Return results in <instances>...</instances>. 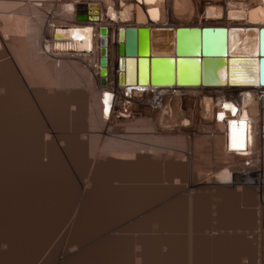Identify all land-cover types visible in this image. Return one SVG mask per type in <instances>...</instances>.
<instances>
[{
  "label": "bare ground",
  "instance_id": "1",
  "mask_svg": "<svg viewBox=\"0 0 264 264\" xmlns=\"http://www.w3.org/2000/svg\"><path fill=\"white\" fill-rule=\"evenodd\" d=\"M102 26L107 29V85L103 88L98 84L99 29ZM206 27L235 28V35L231 38L233 49L239 47L250 54L256 47L257 38H251L253 32L249 28L264 27V0H0V108L4 110V113H0V125L4 132L7 128H13L16 132L0 134V159H33L37 152H41L45 159L53 144L54 132L46 127L35 129L31 126L30 112L36 108L37 95L40 100L36 105L39 110L44 109L45 114L50 103L73 107L87 95L97 97V100L91 98L92 101L86 98L92 129V135L88 137V155L93 176V182L86 185L91 186L92 194L100 187L101 182L97 178L100 177L99 170L104 161L112 162L114 155L118 172L131 167L133 161L130 158L127 157L125 161L117 158L122 157L118 154L125 151L132 139L147 140L150 137L148 140L158 141L188 138L187 131L194 128L197 129L192 136H199L204 125L202 123L221 119L223 114L224 120L249 122L247 125H251L250 139L255 141L256 149L253 152L248 150L240 157L241 167L246 172L239 174V177L244 183L260 189V201L264 204V166L262 158L257 156L264 148V134H261L264 130V86L258 83H234L232 62L228 71L223 69L218 73L224 80V86L175 83L176 57H198L200 52L199 32H180L179 49L174 55L175 30L197 28L200 31ZM138 28L150 30L149 57L172 58H153L151 81L145 85L136 84L134 60L128 61L126 78L129 83L123 81L120 85L118 75L122 68L118 64L117 52L119 30L122 29L124 33L125 57L132 58L137 57ZM85 29L90 31L86 33ZM250 60L256 62L257 69V58L240 61ZM255 69L246 73L247 79L257 78ZM160 71L163 77L158 79ZM195 71L198 77V65ZM25 83L27 88H24ZM225 105L230 107L226 108ZM116 108L123 114V120L116 117ZM74 115L69 119H75ZM99 116H106V120L102 121H105L103 130L99 126ZM43 120L48 119L43 116ZM122 123L127 125L126 131L113 132L115 124ZM98 129L99 137H107L105 142L93 141L95 134L92 131ZM85 139L87 141V137ZM254 157L255 165H252ZM233 174L235 172H231V182L235 179ZM115 177L116 174H111L108 184L119 195L124 194L123 199L133 195L137 205L147 203V186L136 185L140 180H128L126 175L118 176L119 179ZM170 185L171 182L163 181L161 192L152 197L151 202L158 201L160 197L162 209L168 210L182 197L191 205V190L181 196L173 195L167 191ZM187 185L191 187V182ZM156 216L159 215L155 213L153 218L150 217L153 221L149 222L157 221ZM79 226L80 222H68L65 239L54 250L50 248V243L34 235L21 239L20 234L11 238L5 235L0 240L5 248H0L2 252L6 250L3 253L10 254L8 257L11 260L4 254L6 258H2V262L7 259L8 262L15 261L14 264H87L91 255L93 264H191V238L171 241L164 236H148L144 233L149 231L146 225L147 231L137 225L133 227L134 232L116 229L108 236L82 241L76 238ZM24 228L25 225L19 230ZM208 233L214 236L221 232L214 230ZM26 247L31 251L37 247L38 252L33 250L35 254L32 255L30 250H25L29 253L26 254ZM100 252H107L108 257ZM181 252L184 255H179ZM181 256H187L188 260L178 262L177 257Z\"/></svg>",
  "mask_w": 264,
  "mask_h": 264
},
{
  "label": "rangeland",
  "instance_id": "2",
  "mask_svg": "<svg viewBox=\"0 0 264 264\" xmlns=\"http://www.w3.org/2000/svg\"><path fill=\"white\" fill-rule=\"evenodd\" d=\"M24 88H27L26 83L24 84ZM87 97L83 98L82 101L73 107L50 103L49 108L45 110L47 112L45 114L44 109H42L43 112L38 109L36 104L40 100V96H36V108L31 109L32 113L30 112L31 126L35 129L46 127L48 131L54 132L52 133L53 135L51 134L53 136V144L49 148V152L46 153L45 159H43L41 152H37L33 159L21 158L9 161L0 159V240L5 235L8 236L7 238H11L15 235L19 237L17 235L20 234L22 237L19 239L34 235L48 242V244L50 243V248L54 250L64 241L68 222H80L76 238L82 241L91 238L96 239L103 235L108 236V234H112L111 232L116 229L134 232L133 230L135 229L133 227L137 225L139 227L141 225V229L147 231L145 229L146 225L149 231L144 233L148 236H164L167 239H171V241H174L176 238L190 239L191 236L206 238L208 237V232L215 227L213 226V220L218 222V218L222 215L231 217L235 215L233 219H230L229 223L237 225L245 223L248 226H225L227 229L219 231H221V234H238L235 236L237 237L235 239L229 238L230 240H237L236 244L228 242L231 243L228 245L233 244V247L237 248L234 252L236 256L241 258L248 256V259L256 261L258 264H264V225L258 224V222H264V204L260 201L259 188H248L241 183L230 185L231 188H220L223 189L221 193L226 195L228 201L220 208L215 209L216 212H220V215L216 218L212 215L211 204H215L213 200L217 195H208L209 197H206L205 201L208 202L211 199L212 202L202 207H199V205L204 200L205 195L197 196L195 202L191 205L180 197L179 202L168 210L162 209L160 197L158 201L153 200L151 202L152 197L158 196L157 193L161 192L159 184L165 180V178L160 177L162 175L178 174L189 176L203 173L195 175L198 178H191L192 183L198 180H206L211 176L214 177L218 170L225 166L241 167L242 162L240 157L245 154L244 152L248 153V150L249 152H253L256 149L255 141L250 139L249 127L251 125L246 126L250 124L249 122L239 125L232 120L223 119V122L222 119H216L208 124L202 123L204 125L200 131V135L204 137L205 141L201 144L195 142L190 145V149L193 150V158H191V155L188 156V158H191V168H176L172 171H166L164 169L165 166L169 168L171 166L176 167L178 163L173 162V160L165 162L157 157H149L146 160L147 173L150 176L156 177H148L146 179L148 201L146 204L137 205L133 195L129 198L125 196L126 199H123L124 196L122 195L124 194L119 195L108 184L111 174L128 175L133 173L131 170H119L118 172L115 169V166H118V164L114 162V155L112 156V162L104 161L102 168L99 170L100 177L97 180L101 184H99L100 187L97 192L92 194L91 186L86 185V183L93 182L88 155V141L90 142V138L88 140V137L92 135L90 132L92 129L89 123L90 111L88 103L92 99L97 100V97L93 98L89 95L88 101L86 100ZM115 111L118 120H123V114L120 113V110L116 108ZM0 113H4L2 108H0ZM73 113H75V119H69ZM244 114L246 113H242V115ZM43 116H46L48 120H43ZM99 118V126H102L100 129L103 130L105 128V121H102L106 120V116H99ZM119 125L115 124L114 130L112 129L113 132L123 133L126 131L127 125L125 123ZM2 128L0 125V130ZM96 131L98 132L99 129L92 131L95 134L92 137L93 141L97 143L105 142L107 137H99L100 131L98 133ZM1 133L15 134L16 132L13 128H7L5 132L1 130ZM196 140L201 142L199 138H196ZM249 141L250 145H248ZM59 145L61 146V150H59ZM221 151L231 154V161L229 159L225 160L221 155ZM257 156L262 158L264 166V148L260 152V155L258 154ZM255 158L251 163L252 165H255ZM218 162L223 164L231 162L232 164L222 165ZM224 170L222 169L221 171ZM116 177L115 179H119ZM211 180V178L208 179V183L201 186L211 191L217 189L216 187L218 186L229 187L228 185L219 184L214 185L215 188H213V184L210 183ZM167 181L171 182L167 191H170L173 195L181 196L180 192L187 187L190 180L173 178ZM77 190H79V193H77ZM155 213L159 215L156 216L157 221L149 222ZM162 215L165 217H162ZM136 220L143 221L136 222ZM159 220L161 223L162 221L164 222L160 224ZM191 222L202 223L206 226L203 227V231L198 232L196 231L197 228L191 226ZM24 225V230L20 231L19 229ZM28 227V231H25ZM229 228L234 229L231 230ZM18 230L19 232L17 233ZM241 234L248 235L247 237H243ZM15 238L14 240L18 239ZM16 241L18 242V240ZM0 247L2 248L3 246L0 244ZM1 248L0 264H11L13 260L12 262L9 261V263L7 259H4L8 263L2 262V258H6L10 254H7L8 252L3 253L6 250L2 252ZM28 248L24 249V253L26 252L27 254L31 251V248L29 249L30 251ZM33 250L34 252H38L37 247ZM32 251L33 255L34 252ZM10 253L12 255V251ZM106 253L100 252L101 255L108 257V253ZM4 254L7 256L5 257ZM179 255H184V253L181 252ZM8 259L11 260L10 257ZM177 259L178 262H185L188 260V257L181 256L177 257ZM87 264H93L91 255Z\"/></svg>",
  "mask_w": 264,
  "mask_h": 264
},
{
  "label": "crops",
  "instance_id": "3",
  "mask_svg": "<svg viewBox=\"0 0 264 264\" xmlns=\"http://www.w3.org/2000/svg\"><path fill=\"white\" fill-rule=\"evenodd\" d=\"M211 123V122H210ZM239 125H242L239 121L236 122ZM248 126V125H247ZM197 128L191 129L190 131H187V137L188 138H171V139H162V140H145L144 138L142 139H132L129 144L127 145L126 149L124 152L119 153L118 156L121 154V158H117L118 160L123 159L124 161L126 158H130L131 161H133V164L131 162V167L128 169H121V170H131L133 173L131 174H117L116 178H119L118 176H123L126 175L128 176V180H134L138 181L140 180L139 184H136L140 187L142 186H147V181L146 179L148 177H156V176H150L148 175L147 171V162L146 160L149 157H157L158 159H162L165 162H170L173 160V162H177L178 164L176 167L171 166L170 168L168 166H165L166 171H172L175 170L176 168L179 169H188L191 168V158L193 155V150L190 149V145H192L195 142H199L200 144L203 143L204 137L199 135V136H192V134L196 131ZM196 138H199L201 140L198 141ZM191 143V144H190ZM185 152V154H183ZM191 155V158H188V156ZM222 157L229 161H231V154L227 153L226 151H221ZM180 157V158H178ZM222 165H231L232 163H221L218 162ZM222 169H225L224 171H221ZM231 172H235L233 174V182H231ZM246 171H244L243 167H238V166H225L218 170V172L215 174L214 177H209L206 180H198L194 181L191 183V187L187 185V187L182 190L180 193L181 194H186L189 193L191 190V204L195 202V199L199 195H205L204 200L200 203L199 207H202L205 204H211L212 200L206 202L205 199L206 197H209L208 195H217V197L213 200L215 204H211L212 207V215L214 218L218 217L220 215V212H216V208H220L224 203L226 204L228 199L226 198V195L223 193V189L225 188H231L232 185L236 183H241L245 187L248 188H254L252 185L246 184L247 182H243L241 178L239 177V174H242ZM250 172V171H247ZM203 174V173H201ZM201 174H192L189 176H182L178 174H165L160 177L165 178V180L168 179H173V178H185L189 179V183L191 182V178H198V176L195 177V175H201ZM211 180V184H213V188H215L214 185H228L227 186H218L216 187L217 189H214L213 191L208 190L206 187H202L201 185L208 183V179ZM221 179V180H220ZM164 180V181H165ZM209 183V184H210ZM165 184V182H164ZM160 187L163 186V181L159 184ZM231 185V186H230ZM219 188V189H218ZM223 188V189H220ZM225 196V197H221ZM198 207V206H196ZM214 210V211H213ZM238 215V214H236ZM235 216V215H234ZM234 216H225L222 215L221 217L218 218V222L213 220L214 224L213 226L214 229L210 230H225L227 229L225 226L229 227H238L239 226H248L247 224H235V223H229L233 219ZM203 218V216H202ZM259 225H264V222H258ZM191 226L197 228L196 231L200 232L204 230L205 224H198V222H191ZM200 228V229H199ZM199 229V230H198ZM229 229H234V228H229ZM248 230V229H246ZM221 232V231H220ZM210 233H208V237L203 238V237H198V236H191V264H258L256 261H252L248 259L246 256L244 257H239L234 254L235 250L237 249L236 247H233V244H236L235 240H230L235 239L238 234H215L214 236ZM243 237H247L248 234H241ZM250 238V237H248ZM249 241V239H247ZM228 242H233L232 245H228L231 243ZM250 242V241H249ZM214 243V244H213ZM228 245V246H227ZM194 247V248H193ZM194 249V250H193ZM195 252V254L193 253ZM238 258V260H237ZM197 262V263H196Z\"/></svg>",
  "mask_w": 264,
  "mask_h": 264
},
{
  "label": "water",
  "instance_id": "4",
  "mask_svg": "<svg viewBox=\"0 0 264 264\" xmlns=\"http://www.w3.org/2000/svg\"><path fill=\"white\" fill-rule=\"evenodd\" d=\"M84 14V13H78ZM78 17V16H77ZM90 18V17H89ZM252 30L251 38H257L256 47L253 48L250 54L241 50V48L233 49L231 38L235 32V28H177L174 32V55L179 49V33L180 32H199L200 36V52L198 57H176L175 59V83L180 84H198L203 86L217 87L224 86V80L218 76V73L226 69L233 60L255 59L257 58V82L264 86V27L249 28ZM257 30V31H256ZM256 31V34H255ZM100 49H99V81L100 87L107 85V29L102 26L99 29ZM123 30H119V44L117 52L119 56L118 64L122 68L118 75V83L123 84V81L129 83L126 78L128 69V61L134 60V69L136 71V84H150L151 81V66L152 59L172 58V57H149L150 47V30L146 28L137 29V57H125L126 46L123 42ZM258 50L259 54H253ZM224 51V53H223ZM156 54H161L160 52ZM201 56V58L199 57ZM227 56V57H226ZM169 60V59H167ZM200 67V75L195 74V67ZM125 74V76H124ZM163 77V72L158 73V79ZM125 78V79H124Z\"/></svg>",
  "mask_w": 264,
  "mask_h": 264
},
{
  "label": "snow or ice",
  "instance_id": "5",
  "mask_svg": "<svg viewBox=\"0 0 264 264\" xmlns=\"http://www.w3.org/2000/svg\"><path fill=\"white\" fill-rule=\"evenodd\" d=\"M76 32H79V30H74ZM86 33L89 32L90 30L89 29H85L84 30ZM235 35V34H234ZM79 38V37H77ZM253 54H259L258 50L253 53ZM233 63V66H234V69H233V82H241V83H256L257 80L256 79H247L246 77V73H250L251 71H253V69H255V65H256V62L255 61H236V60H233L232 61ZM241 65H244V66H241ZM257 72L259 71L258 69H255ZM239 76L240 79L237 80L236 77ZM226 108H229L230 105H225ZM221 119H223V114H221Z\"/></svg>",
  "mask_w": 264,
  "mask_h": 264
},
{
  "label": "built area",
  "instance_id": "6",
  "mask_svg": "<svg viewBox=\"0 0 264 264\" xmlns=\"http://www.w3.org/2000/svg\"><path fill=\"white\" fill-rule=\"evenodd\" d=\"M261 134H264V130L262 131V133Z\"/></svg>",
  "mask_w": 264,
  "mask_h": 264
}]
</instances>
